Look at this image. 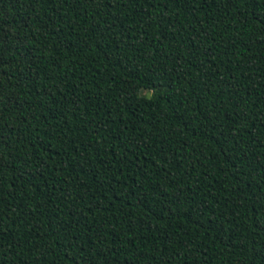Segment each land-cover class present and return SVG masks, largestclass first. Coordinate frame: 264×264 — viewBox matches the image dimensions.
Segmentation results:
<instances>
[{"label": "trees", "instance_id": "obj_1", "mask_svg": "<svg viewBox=\"0 0 264 264\" xmlns=\"http://www.w3.org/2000/svg\"><path fill=\"white\" fill-rule=\"evenodd\" d=\"M0 264H264V0H0Z\"/></svg>", "mask_w": 264, "mask_h": 264}]
</instances>
